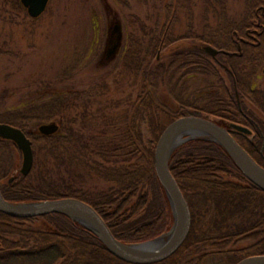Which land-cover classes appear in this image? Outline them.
<instances>
[{
    "label": "trees",
    "instance_id": "obj_1",
    "mask_svg": "<svg viewBox=\"0 0 264 264\" xmlns=\"http://www.w3.org/2000/svg\"><path fill=\"white\" fill-rule=\"evenodd\" d=\"M116 1L130 7V0ZM138 1L153 7L148 17L155 21L143 24L139 16L132 15L140 25L128 33L123 44L122 70L140 81L138 96L130 104L131 114L125 117V131L110 136L100 130L87 136L84 130L93 115L88 111L80 122L78 96L70 92L12 111L0 110V123L22 128L33 142L36 158L27 176L20 174L10 181L11 163L7 164L11 161L0 156V180H6L0 183L4 197L16 203L79 198L96 208L114 235L129 244L156 238L174 224L171 203L154 163L156 142L167 125L155 129L153 108L170 121L190 113L211 117L221 125L240 121L237 92L243 99L252 98L253 80L264 64V57L256 55L264 48V0H245L240 21L230 15L228 0ZM199 1L217 24L206 22L203 34L190 25L188 33L181 36L202 45L179 42L181 37L173 33L178 15L188 12L192 22ZM5 3L8 9L28 15L21 0ZM206 46L218 49V54L208 52ZM159 52L164 56L158 58ZM199 74L212 78L204 104L191 101L181 91L186 76ZM9 93L12 90H4L0 98ZM242 108L247 110L245 102ZM145 119L153 135L149 143L141 129ZM49 121L59 124L53 134L38 131L36 137L27 131L26 123ZM10 145L14 143L0 138V149L9 150ZM41 153L58 168L54 162L39 165ZM170 169L189 203L192 226L177 252L153 264H235L249 253L264 252L261 241L253 246L238 245L240 240L264 237V191L244 175L220 144L187 140L173 152ZM85 175L102 177L110 186L93 188ZM0 264L132 263L116 257L96 233L67 215L18 218L0 211Z\"/></svg>",
    "mask_w": 264,
    "mask_h": 264
},
{
    "label": "rangeland",
    "instance_id": "obj_2",
    "mask_svg": "<svg viewBox=\"0 0 264 264\" xmlns=\"http://www.w3.org/2000/svg\"><path fill=\"white\" fill-rule=\"evenodd\" d=\"M228 4L230 15L240 21L245 0H228ZM8 8L5 0H0V95L6 89L12 90V93L0 98V110L12 111L57 93L67 95L70 92L78 96L77 114L82 116L79 121H83L88 111L93 115L84 130L87 136L100 130L110 136L125 131V117L131 114L133 107L130 104L138 96L140 81L134 75L123 72L119 63L121 54L111 62L105 59L110 28L114 18L120 20L125 42L128 33L140 25V21H135L132 15L139 16L143 24H153L154 17H148L153 7L138 0H130L129 8L122 7L116 0H50L45 13L36 20H31L25 12L17 13ZM206 22L207 25L216 26L217 19L213 14H206L203 3L199 1L193 8L192 22L188 12L179 13L173 33L177 38L184 36L192 25V30L203 34ZM182 41L202 45L190 38L181 37L179 42ZM256 55L263 58L264 48ZM161 56L164 54L159 52L158 58ZM263 67L264 64L258 72L259 76L254 79L258 86L264 84ZM211 80L201 74L186 76L181 91L191 101L204 104ZM247 103L251 109L253 105L248 100ZM100 109H103V113ZM153 110L151 116L156 130L159 124L168 125L171 122L168 116ZM114 122L119 128L117 132L113 130ZM44 123H26L27 131L37 137L39 126ZM141 129L146 143L153 140L147 119L143 121ZM0 156L8 157L11 161L7 164L8 167L11 163L8 180L21 174L23 157L15 144L6 151L0 149ZM38 160L42 166H51L54 162L50 157L45 160L43 153ZM54 166L59 165L54 162ZM61 169L67 178L65 165L62 164ZM85 176L88 185L93 188L106 189L110 186L102 177ZM4 182L5 179L0 180V183ZM250 242L240 240L238 245L248 246Z\"/></svg>",
    "mask_w": 264,
    "mask_h": 264
},
{
    "label": "water",
    "instance_id": "obj_3",
    "mask_svg": "<svg viewBox=\"0 0 264 264\" xmlns=\"http://www.w3.org/2000/svg\"><path fill=\"white\" fill-rule=\"evenodd\" d=\"M49 1L21 0L32 18L41 16L47 9ZM122 37V27L116 23L111 30L110 44L107 48L108 57L118 51ZM206 50L213 55L219 52L218 49L211 46L206 47ZM58 129L59 124L56 122L44 123L39 126L40 132L45 135L53 134ZM231 129L250 132L248 128L236 123H231L228 129L216 120L198 114L181 116L164 128L156 143L154 163L158 178L171 203L174 224L168 233L151 240L131 244L119 240L97 209L75 197L16 203L7 200L0 188V211L18 218L64 214L96 233L112 254L126 262L153 264L164 261L181 248L192 226L189 203L170 169L173 152L183 142L191 139H204L220 144L244 175L264 191V168L235 139ZM0 138L13 141L21 150L23 161L20 172L27 176L34 163L31 139L20 127L7 123H0ZM236 264H264V254L247 256Z\"/></svg>",
    "mask_w": 264,
    "mask_h": 264
},
{
    "label": "flooded vegetation",
    "instance_id": "obj_4",
    "mask_svg": "<svg viewBox=\"0 0 264 264\" xmlns=\"http://www.w3.org/2000/svg\"><path fill=\"white\" fill-rule=\"evenodd\" d=\"M29 17L31 18V20L38 19V18L33 19L31 16ZM116 23H119L122 27L120 20H118L117 18H114L112 25H111L112 27L110 28V35H111V30L113 28V25H115ZM110 35H109V39H110ZM109 39H108V45L110 44ZM123 44H124V34H123V37L120 43V48L118 49V51L110 57H108L107 52H106L104 55L105 59L109 61L111 59H114L118 54H121L123 50ZM262 71L264 73V67ZM253 82H254L253 91L255 93L253 94V96L251 95L252 96L251 99L249 98L243 99L242 96L239 95V92H237V103L239 106H241L240 107L241 120L237 122H229L228 125H223V126L229 129L231 123H236L250 130V132H245V131L231 129V133L234 137L236 134L239 135V138L235 137L236 140L264 168V84L262 86H258L255 80H253ZM247 100L253 105L251 109H250L249 104L247 103ZM244 102H245V105L248 106L246 111L249 112L251 110L252 114L244 111V109L242 108V104ZM262 229H264V226H262ZM251 241L252 242H250L248 246H253L254 244L259 243L260 241L262 242V245L264 246V237L256 239L255 241H253L252 239ZM260 254H264V252H261ZM251 255H257V254L249 253V255H246L243 258L247 256H251Z\"/></svg>",
    "mask_w": 264,
    "mask_h": 264
}]
</instances>
